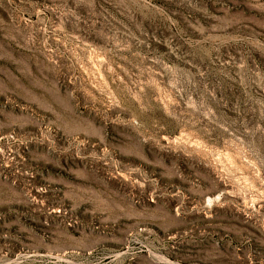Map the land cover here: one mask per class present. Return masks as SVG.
Here are the masks:
<instances>
[{
    "label": "rangeland",
    "instance_id": "obj_1",
    "mask_svg": "<svg viewBox=\"0 0 264 264\" xmlns=\"http://www.w3.org/2000/svg\"><path fill=\"white\" fill-rule=\"evenodd\" d=\"M0 264H264V0H0Z\"/></svg>",
    "mask_w": 264,
    "mask_h": 264
}]
</instances>
